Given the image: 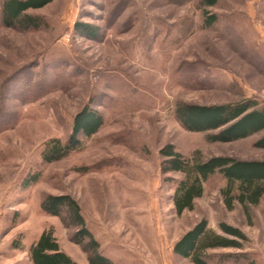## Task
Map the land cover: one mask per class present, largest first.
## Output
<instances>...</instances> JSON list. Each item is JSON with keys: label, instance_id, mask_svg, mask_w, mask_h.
Listing matches in <instances>:
<instances>
[{"label": "rangeland", "instance_id": "374dc122", "mask_svg": "<svg viewBox=\"0 0 264 264\" xmlns=\"http://www.w3.org/2000/svg\"><path fill=\"white\" fill-rule=\"evenodd\" d=\"M199 2L54 0L27 13L36 29L0 21V264H32L28 249L49 230L72 261L88 264L77 230L41 209L47 196L78 205L113 264H192L173 247L201 220L217 235L229 238L225 224L245 236L242 250L208 251L210 263L264 264V198L247 212L238 203L228 210L225 182L214 175L193 209L177 215L175 183L166 179L182 176L160 172L167 144L190 160L264 161L255 146L264 133L213 143L216 132H189L176 118L179 104H264V0H217L206 9ZM77 23L96 29V39ZM84 109L101 116L98 132L45 163L48 142H68Z\"/></svg>", "mask_w": 264, "mask_h": 264}, {"label": "trees", "instance_id": "16d2710c", "mask_svg": "<svg viewBox=\"0 0 264 264\" xmlns=\"http://www.w3.org/2000/svg\"><path fill=\"white\" fill-rule=\"evenodd\" d=\"M54 0H2L0 21L4 28L21 30L36 29L39 26L37 17L28 15L29 11L43 9ZM217 0H200L202 9L213 8ZM216 20L214 15L205 18L207 26ZM75 30L85 38L95 40L97 30L81 23ZM175 115L182 127L195 133H210L208 140L213 143H231L264 133V104L245 99L229 105L201 106L179 104ZM102 126L99 114L84 109L73 121L70 139L62 144L52 140L46 145L42 159L45 163H54L65 158L81 147V138H89L96 134ZM256 147L264 149V136ZM162 158L160 172L162 175L182 176L175 180V191L172 195L174 212L177 215L191 211L193 203L203 194V185L209 178L219 175L225 182L220 191L228 210L238 203L246 212L250 207L258 205L264 198V161H243L227 157H213L208 160L184 158L175 148L167 144L159 150ZM43 212L50 216L61 217L67 227L75 228L74 242L83 245L89 253L88 264H113L99 253V245L85 227L78 205L68 196H47L41 203ZM64 215V217H63ZM66 221L68 223H66ZM220 230L229 238L215 234L206 227L204 220L199 221L187 231L174 245L173 252L192 264H212L207 252L216 249L242 250L241 241L245 236L238 229L225 224L219 225ZM32 264H76L63 253L52 232L44 231L28 249ZM244 258L242 255H236ZM246 264H255L249 261Z\"/></svg>", "mask_w": 264, "mask_h": 264}]
</instances>
